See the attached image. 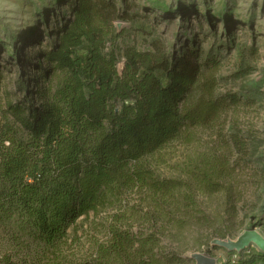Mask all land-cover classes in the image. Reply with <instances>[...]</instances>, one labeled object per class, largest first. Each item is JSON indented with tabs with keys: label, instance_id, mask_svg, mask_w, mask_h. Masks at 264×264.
<instances>
[{
	"label": "trees",
	"instance_id": "1",
	"mask_svg": "<svg viewBox=\"0 0 264 264\" xmlns=\"http://www.w3.org/2000/svg\"><path fill=\"white\" fill-rule=\"evenodd\" d=\"M119 20L129 18L113 0H74L28 60L35 75L5 91L0 264H197L185 254L188 234L227 236L198 196L222 190L219 180L232 172L227 152H246L243 139L221 143L224 154H199L184 178L158 172L173 143L191 146L220 121L226 99L204 78L219 60L198 49L179 56L135 46L120 57ZM92 216L99 236L85 232L84 243L70 231Z\"/></svg>",
	"mask_w": 264,
	"mask_h": 264
},
{
	"label": "rangeland",
	"instance_id": "2",
	"mask_svg": "<svg viewBox=\"0 0 264 264\" xmlns=\"http://www.w3.org/2000/svg\"><path fill=\"white\" fill-rule=\"evenodd\" d=\"M113 1L129 18L116 22L120 57L125 48L135 46L141 51L161 47L179 56L188 49H198L204 51V57L211 55L219 60L217 68L207 71L204 78L213 81L216 98L226 99L220 121L214 127L201 128L191 146L173 143L164 151L167 161L158 172L184 178L183 169L199 154L214 148L224 154L218 149L221 143H231L235 136L244 140L246 152L241 148L227 152L232 172L219 180L222 190L198 196L203 208L218 217L214 227L227 236H212L213 229L200 233L194 230L188 234L185 246L186 255L207 253L216 264H222L239 251L216 248L211 245L213 239H237L252 228L264 235V0ZM73 3L74 0H0V104H5V91L16 92L20 75H35L38 68L28 60L34 59L41 43L48 42L68 19ZM20 96L12 95L11 99L15 101ZM93 219L81 218L70 233L78 230L84 243L89 239L85 232L99 236ZM200 235H205L201 245L196 243ZM85 247H89L88 243ZM239 253V264H264V252L254 244Z\"/></svg>",
	"mask_w": 264,
	"mask_h": 264
},
{
	"label": "water",
	"instance_id": "3",
	"mask_svg": "<svg viewBox=\"0 0 264 264\" xmlns=\"http://www.w3.org/2000/svg\"><path fill=\"white\" fill-rule=\"evenodd\" d=\"M253 244L264 252V235L255 228L244 231L237 239L216 238L211 242L212 246L221 247L230 252L243 251ZM194 258L197 264H216L215 258L207 253H197Z\"/></svg>",
	"mask_w": 264,
	"mask_h": 264
},
{
	"label": "built area",
	"instance_id": "4",
	"mask_svg": "<svg viewBox=\"0 0 264 264\" xmlns=\"http://www.w3.org/2000/svg\"><path fill=\"white\" fill-rule=\"evenodd\" d=\"M123 62L119 63V70L121 71L123 69ZM119 109V108H117ZM240 261V253L239 252H234L231 255L227 257V260H224L222 264H239Z\"/></svg>",
	"mask_w": 264,
	"mask_h": 264
},
{
	"label": "bare ground",
	"instance_id": "5",
	"mask_svg": "<svg viewBox=\"0 0 264 264\" xmlns=\"http://www.w3.org/2000/svg\"><path fill=\"white\" fill-rule=\"evenodd\" d=\"M16 15H13V17H15ZM10 18H11V16H10Z\"/></svg>",
	"mask_w": 264,
	"mask_h": 264
}]
</instances>
